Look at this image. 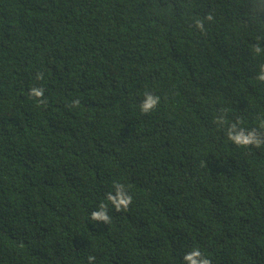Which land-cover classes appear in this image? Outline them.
Returning a JSON list of instances; mask_svg holds the SVG:
<instances>
[{"label":"trees","instance_id":"1","mask_svg":"<svg viewBox=\"0 0 264 264\" xmlns=\"http://www.w3.org/2000/svg\"><path fill=\"white\" fill-rule=\"evenodd\" d=\"M0 264H264V0H0Z\"/></svg>","mask_w":264,"mask_h":264}]
</instances>
